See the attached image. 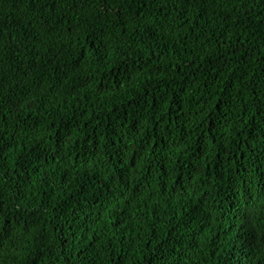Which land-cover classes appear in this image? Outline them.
<instances>
[{
    "label": "trees",
    "instance_id": "obj_1",
    "mask_svg": "<svg viewBox=\"0 0 264 264\" xmlns=\"http://www.w3.org/2000/svg\"><path fill=\"white\" fill-rule=\"evenodd\" d=\"M264 0H0V264H264Z\"/></svg>",
    "mask_w": 264,
    "mask_h": 264
},
{
    "label": "snow or ice",
    "instance_id": "obj_2",
    "mask_svg": "<svg viewBox=\"0 0 264 264\" xmlns=\"http://www.w3.org/2000/svg\"><path fill=\"white\" fill-rule=\"evenodd\" d=\"M261 242L264 243V238H262V241Z\"/></svg>",
    "mask_w": 264,
    "mask_h": 264
}]
</instances>
